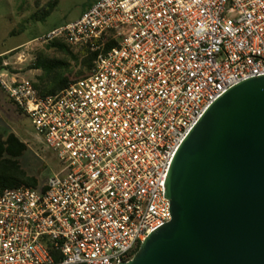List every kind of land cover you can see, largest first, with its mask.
<instances>
[{
    "label": "built area",
    "instance_id": "2783aa9c",
    "mask_svg": "<svg viewBox=\"0 0 264 264\" xmlns=\"http://www.w3.org/2000/svg\"><path fill=\"white\" fill-rule=\"evenodd\" d=\"M56 38L96 52L88 75L41 95L0 69L59 161L0 188V264H119L172 219L168 174L207 108L264 74V0H97L29 43Z\"/></svg>",
    "mask_w": 264,
    "mask_h": 264
},
{
    "label": "water",
    "instance_id": "95a60500",
    "mask_svg": "<svg viewBox=\"0 0 264 264\" xmlns=\"http://www.w3.org/2000/svg\"><path fill=\"white\" fill-rule=\"evenodd\" d=\"M172 219L119 264H264V74L205 111L166 183Z\"/></svg>",
    "mask_w": 264,
    "mask_h": 264
},
{
    "label": "rangeland",
    "instance_id": "374dc122",
    "mask_svg": "<svg viewBox=\"0 0 264 264\" xmlns=\"http://www.w3.org/2000/svg\"><path fill=\"white\" fill-rule=\"evenodd\" d=\"M0 0V53L5 55L4 65L17 73L18 78L35 80L41 70L30 68L36 51L44 45L34 46L31 39L51 28L80 17L97 0ZM47 5V6H46ZM0 132H15L27 142L28 149L21 157L24 168L36 175L40 184L58 169L54 152L39 135L31 118L21 111L0 87Z\"/></svg>",
    "mask_w": 264,
    "mask_h": 264
},
{
    "label": "trees",
    "instance_id": "16d2710c",
    "mask_svg": "<svg viewBox=\"0 0 264 264\" xmlns=\"http://www.w3.org/2000/svg\"><path fill=\"white\" fill-rule=\"evenodd\" d=\"M56 2L52 0L47 5L51 8ZM95 56L96 52L89 45L76 47L63 38H56L38 49L30 64V68L41 70L33 80L34 86L41 95L56 93L72 79L88 75ZM4 58L5 55H0V69L9 68L4 65ZM27 149V142L15 132H0V188L40 185L39 178L22 165L21 157ZM51 252L59 262L61 255L53 250Z\"/></svg>",
    "mask_w": 264,
    "mask_h": 264
},
{
    "label": "crops",
    "instance_id": "0c3cea01",
    "mask_svg": "<svg viewBox=\"0 0 264 264\" xmlns=\"http://www.w3.org/2000/svg\"><path fill=\"white\" fill-rule=\"evenodd\" d=\"M2 53H4V52H2ZM2 53H0V55H2Z\"/></svg>",
    "mask_w": 264,
    "mask_h": 264
}]
</instances>
